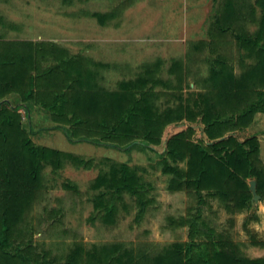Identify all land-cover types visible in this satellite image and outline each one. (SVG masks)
Returning <instances> with one entry per match:
<instances>
[{
	"label": "trees",
	"instance_id": "1",
	"mask_svg": "<svg viewBox=\"0 0 264 264\" xmlns=\"http://www.w3.org/2000/svg\"><path fill=\"white\" fill-rule=\"evenodd\" d=\"M208 35L194 44L209 49V84L185 91L181 60H173L165 74L164 60L143 64L135 79L122 80L118 88L98 84L89 60L70 54L53 43L10 41L0 44V264H264V257L240 252L230 238L217 232L200 212L172 218L189 227V240L164 246L154 254L124 242L77 244L65 262L39 263L27 254L11 252L16 237L26 236L24 215L42 186V170L48 163L64 161L91 167L92 162L75 154L34 143L23 128L25 106L30 121L32 106L46 108L71 141L87 140L121 148H148L161 158L162 171L170 175L169 190L195 191L218 199L231 213L252 207L249 181L264 201V162L258 134L241 136L259 113L264 114V0H220ZM123 4L111 12H95L101 23L115 18ZM258 11V12H257ZM256 29L251 30L250 25ZM231 36L240 53L241 71L217 48ZM240 50V51H241ZM53 56L55 65L42 59ZM172 76V77H171ZM19 94L23 104L11 107L9 96ZM186 128L169 133V128ZM200 130V134H198ZM109 162L91 187L97 217L115 225L128 193L138 200L137 220L150 205L147 185L127 163ZM180 162H186L183 169ZM75 188L74 185L71 186Z\"/></svg>",
	"mask_w": 264,
	"mask_h": 264
},
{
	"label": "rangeland",
	"instance_id": "2",
	"mask_svg": "<svg viewBox=\"0 0 264 264\" xmlns=\"http://www.w3.org/2000/svg\"><path fill=\"white\" fill-rule=\"evenodd\" d=\"M219 1L0 0V15L4 16V19L0 16V21L4 20L2 24L8 28L0 32L5 35L4 39L53 43L70 56L86 57L98 84L108 89L118 88L122 80L135 79L143 64L161 58L166 76L173 60H181L185 91L189 87L201 90L209 84L211 52L207 48L196 50L194 44L213 40L208 32ZM121 4L123 10L118 16L105 23L93 15L111 12ZM250 28L256 29L255 24ZM221 41L223 45L217 51L225 53L240 72V53L246 52L238 48L231 36ZM52 58V55L42 58L44 66L55 65L57 62ZM10 100L14 106L19 101L15 97ZM36 106H32L30 121L26 110L23 115V128L34 143L78 155L91 161L92 166H75L67 160L56 169L51 163L45 165L38 196L24 215L27 235L14 239L9 248L11 252L27 254L39 263L65 262L77 244L90 249L93 244L124 242L156 254L164 246L189 240V227L173 224V217L179 219L200 212L209 226L236 242L242 254L264 257L262 201L241 213H231L218 199L208 195L203 202L195 191L172 192L168 188L171 177L162 171V158L157 152L148 148L125 151L87 140L71 141L62 127L55 128L51 113ZM173 126L169 133L186 128ZM258 133H263L264 143L263 113L257 114L240 135ZM199 134L200 130L196 137ZM261 158L264 162V146ZM105 159L127 163L147 185L146 195L151 201L141 220H137L138 200L128 193L123 195L127 207L121 206L115 225H105L97 217L94 197L98 191L91 185L101 169H108L109 162L105 163ZM180 166L187 168L186 162H180ZM257 216H260L258 220Z\"/></svg>",
	"mask_w": 264,
	"mask_h": 264
},
{
	"label": "crops",
	"instance_id": "3",
	"mask_svg": "<svg viewBox=\"0 0 264 264\" xmlns=\"http://www.w3.org/2000/svg\"><path fill=\"white\" fill-rule=\"evenodd\" d=\"M3 14L1 13V17H3V19H4V16H2ZM4 20H1L0 21V31L2 30V29H4V31L5 30H8V28H5V26L3 25L4 23ZM3 23V24H2ZM6 25V24H5ZM2 33L3 32H0V44L2 45L3 43H7V42H10V41H20V42H26L27 40H20V39H16V38H3L5 35H2ZM3 36V37H2ZM40 60L42 59L40 56L38 57ZM42 61V60H41ZM44 62V61H43ZM43 62H42V64H43ZM44 65V64H43ZM10 97H15L16 99H18L19 101L17 102L18 104H16V106H18V105H21V104H23V101H22V98H21V96L19 95V94H15V95H11V96H9V99H8V102L10 103V105L12 106V107H16V106H14L12 103H11V100H10ZM33 107H37L36 105H34ZM42 108H44V107H42ZM22 109H24L25 110V106H21L20 108H19V110H22ZM44 109H46V108H44ZM31 113H30V117H31ZM53 122V121H52ZM54 125H55V123H54ZM251 131H254V130H251ZM263 133H258V138H259V140H260V144H261V149H263V146L264 145H262V143H263ZM264 144V143H263ZM259 201H262L263 202V204H264V201L263 200H259ZM258 201V202H259ZM255 203H257V202H253L252 201V206H253V204H255ZM263 206V205H262ZM264 207V206H263ZM258 213H259V215L262 213V211H261V209H259V211H258ZM246 214V213H245ZM259 217L260 216H257L255 219L256 220H258L259 219ZM258 222V221H257ZM257 224H259V223H257ZM257 224H255V225H257ZM256 227H259L258 225L256 226Z\"/></svg>",
	"mask_w": 264,
	"mask_h": 264
},
{
	"label": "water",
	"instance_id": "4",
	"mask_svg": "<svg viewBox=\"0 0 264 264\" xmlns=\"http://www.w3.org/2000/svg\"><path fill=\"white\" fill-rule=\"evenodd\" d=\"M249 185H250V189H251V191L253 193L252 201L253 202H258L260 200L261 196L257 192V188H256L257 182H256V180L255 179L250 180L249 181Z\"/></svg>",
	"mask_w": 264,
	"mask_h": 264
},
{
	"label": "built area",
	"instance_id": "5",
	"mask_svg": "<svg viewBox=\"0 0 264 264\" xmlns=\"http://www.w3.org/2000/svg\"><path fill=\"white\" fill-rule=\"evenodd\" d=\"M20 112L22 113V115H24V113H25V110H24V109H22V110H20ZM24 118H25V116H24Z\"/></svg>",
	"mask_w": 264,
	"mask_h": 264
}]
</instances>
